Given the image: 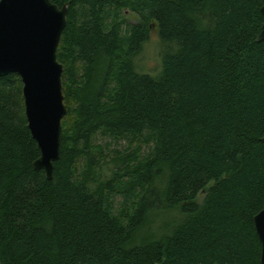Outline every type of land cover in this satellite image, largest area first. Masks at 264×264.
Returning a JSON list of instances; mask_svg holds the SVG:
<instances>
[{
  "label": "trees",
  "instance_id": "trees-1",
  "mask_svg": "<svg viewBox=\"0 0 264 264\" xmlns=\"http://www.w3.org/2000/svg\"><path fill=\"white\" fill-rule=\"evenodd\" d=\"M50 1L60 159L34 169L22 80L0 78V264H261L264 0ZM153 27L156 75L135 64Z\"/></svg>",
  "mask_w": 264,
  "mask_h": 264
},
{
  "label": "water",
  "instance_id": "water-1",
  "mask_svg": "<svg viewBox=\"0 0 264 264\" xmlns=\"http://www.w3.org/2000/svg\"><path fill=\"white\" fill-rule=\"evenodd\" d=\"M68 11V6L59 8L50 0H0V78L17 74L22 80L28 127L40 150L33 166L48 181L60 159L67 114L57 51ZM256 42H264V24ZM254 226L264 264V209L254 217Z\"/></svg>",
  "mask_w": 264,
  "mask_h": 264
},
{
  "label": "rangeland",
  "instance_id": "rangeland-1",
  "mask_svg": "<svg viewBox=\"0 0 264 264\" xmlns=\"http://www.w3.org/2000/svg\"><path fill=\"white\" fill-rule=\"evenodd\" d=\"M126 20L130 24L139 23V17L135 14L127 13ZM166 50L158 35L156 27L151 30L150 40L144 45L142 52L136 57L135 64L140 72L156 75L161 71L162 53ZM125 141L119 144L112 143L111 148L122 149L126 145Z\"/></svg>",
  "mask_w": 264,
  "mask_h": 264
}]
</instances>
